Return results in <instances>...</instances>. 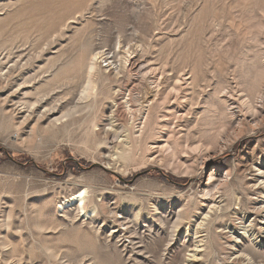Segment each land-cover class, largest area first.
Segmentation results:
<instances>
[{"label":"rangeland","instance_id":"374dc122","mask_svg":"<svg viewBox=\"0 0 264 264\" xmlns=\"http://www.w3.org/2000/svg\"><path fill=\"white\" fill-rule=\"evenodd\" d=\"M260 172L264 0H0V264H264Z\"/></svg>","mask_w":264,"mask_h":264},{"label":"bare ground","instance_id":"6f19581e","mask_svg":"<svg viewBox=\"0 0 264 264\" xmlns=\"http://www.w3.org/2000/svg\"><path fill=\"white\" fill-rule=\"evenodd\" d=\"M96 59L94 58V61L93 60H91V62H90V74H91V72L92 71H94V69H95V66H96V61H95ZM163 75V74H162ZM173 89H174V91L175 90H178V89H176V86L175 87H173ZM84 91V93H86V92H89L90 90H89V87H85V89L83 90ZM130 93V92H129ZM132 93V92H131ZM123 103V102H122ZM126 104H129V110L132 112V113H134V112H138V109H137V106H142V103H139V98L138 97H136V96H133V95H130V96H127V99H126V102H125ZM140 104V105H139ZM150 109H151V107L150 108H148V110H147V112L149 113L150 112ZM140 110V109H139ZM245 120H246V118L245 117H239V120H238V123H244L245 122ZM256 125H258L257 123H255ZM170 145V144H169ZM167 146V145H166ZM259 171H261V168H259ZM261 176H263L264 175V173L263 172H260L259 173ZM86 189L85 190H83V192H81L80 191V193L78 194V195H75L74 197H73V199H72V201H77L78 203H80V205H83L84 204V202H85V199H86ZM70 200H68V202H69ZM216 201V200H215ZM219 201H221V200H219ZM221 202H213L212 203V205L210 206V209H209V211H208V214L206 215V219L207 218H210L211 216H212V214H214V212H216V211H219L220 209H219V207H221ZM263 208H264V205H263ZM220 212V211H219ZM248 224H250V223H248ZM243 226V225H242ZM245 226V225H244ZM250 226H251V224H250ZM248 227V226H247ZM250 228V227H249ZM245 229H246V227H245ZM233 232V234H235L236 236L234 237V239H237V241L239 240L238 238H240L239 236H241L239 233L240 232H237V230H236V228L232 231ZM244 233V232H243ZM243 233H241V234H243ZM249 232H248V229H247V231L245 232V235L247 236H251V238L253 239L254 238V236H255V234L254 233H251V234H248ZM257 240V239H256ZM257 241H259V240H257ZM196 242H201V240H197L196 239ZM237 244H238V242H235L234 243V245L235 246H237ZM263 246H264V242H263ZM197 254L198 253H195L194 254V256H197ZM242 254H244V253H242ZM241 254V256H243ZM237 256H239V255H236L235 257H234V259L235 258H237ZM240 257V256H239ZM245 257H246V260H247V262L245 263V264H263V263H261V262H259V261H254L253 260V258L249 255V254H246L245 255ZM242 258V257H241ZM238 259V258H237ZM244 259V258H243ZM230 260V259H229ZM242 261V260H241ZM230 262V261H229ZM244 263V262H243ZM235 264V263H234Z\"/></svg>","mask_w":264,"mask_h":264}]
</instances>
